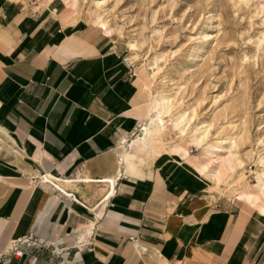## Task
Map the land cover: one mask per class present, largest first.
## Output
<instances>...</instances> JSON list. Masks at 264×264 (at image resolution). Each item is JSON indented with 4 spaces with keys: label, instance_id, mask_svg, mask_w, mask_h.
Instances as JSON below:
<instances>
[{
    "label": "crops",
    "instance_id": "crops-1",
    "mask_svg": "<svg viewBox=\"0 0 264 264\" xmlns=\"http://www.w3.org/2000/svg\"><path fill=\"white\" fill-rule=\"evenodd\" d=\"M107 45L93 24L0 0V126L32 148L40 173L0 162L26 184L0 212L3 249L30 240L1 264H264L263 220L237 199L205 196L179 161L193 155H152L163 136L138 135L146 87Z\"/></svg>",
    "mask_w": 264,
    "mask_h": 264
},
{
    "label": "rangeland",
    "instance_id": "rangeland-1",
    "mask_svg": "<svg viewBox=\"0 0 264 264\" xmlns=\"http://www.w3.org/2000/svg\"><path fill=\"white\" fill-rule=\"evenodd\" d=\"M19 1L48 12L62 24L96 26L108 39L106 49L129 57L141 81L144 74L149 82L148 100L159 93L170 96L172 115L166 120L182 111L193 112L190 128L202 123L209 128L208 138L199 146L191 141L190 133L181 135L168 128L152 155L163 151L179 160L183 153L175 154L170 147L180 145L187 150L191 144L194 157L179 161L194 171L198 161L209 158L206 144L223 140L216 145L230 148L225 157L242 161L243 167L228 168L220 184L214 185L216 189L210 187L214 184L210 179L198 178L210 200L219 195L237 199L238 184L247 178L246 183L251 185L254 177L250 171L264 169V0ZM107 26L112 36L106 33ZM128 40L138 43L137 52L129 53ZM148 122L149 118L143 124ZM0 133V162L24 174H40L37 160L31 156L32 148L28 151L29 146H24L14 133ZM143 133L141 130L138 135ZM228 138L234 143H227ZM19 145L24 147V153L13 152ZM260 164L263 165L257 166ZM231 180L234 191L225 183ZM24 185L0 173V212L9 207L14 194ZM239 201L258 216L255 207ZM257 218L264 221L263 217ZM10 237L14 236L6 239ZM4 242L5 237L0 240V264L17 257L10 249H3ZM154 261L160 262L156 256Z\"/></svg>",
    "mask_w": 264,
    "mask_h": 264
},
{
    "label": "bare ground",
    "instance_id": "bare-ground-1",
    "mask_svg": "<svg viewBox=\"0 0 264 264\" xmlns=\"http://www.w3.org/2000/svg\"><path fill=\"white\" fill-rule=\"evenodd\" d=\"M52 4L53 2L50 4L51 8L55 10V7ZM105 31L107 34L112 36V31H110V28H108V26ZM200 36H202L203 39L206 38V35H200ZM134 41L128 40V42L126 43V47L128 48L129 53H135L138 51V43ZM129 60L131 61L130 58ZM133 69L135 70V68ZM142 77L143 79L142 78L141 79L145 87L149 89V82H146L144 74H142ZM149 101H150L151 113L149 114V117H148L149 122L144 127V132L147 136L152 137L151 140H153L155 137H157V139H160V136L161 135L163 136V134L167 131L168 128L178 131V133H180L181 135H187L190 133L191 141L197 146L202 144L204 140L208 138L207 136L209 133V128L207 127V125H204L203 123L202 125L196 124L194 128L192 127L193 129L190 128L192 123L194 122L193 112L189 113L187 111H182L178 113L176 116H174L172 119L166 120V117L172 115V101L169 95H164L160 93L155 94L150 97ZM0 132L7 134V132L1 126H0ZM231 138L230 139L228 138L229 140H226L228 141L227 143L229 144L234 143V141ZM221 141L223 140H220L217 143L219 142L222 143ZM216 144H206L207 147H206L205 154L207 153V155L209 156L208 160L198 161L194 165V171L196 175L199 177V179H202V180L210 179L214 183V184H211L210 187H214L215 184L216 185L220 184L221 179H223L222 177L228 168L234 169L238 167L241 169L243 167L242 161L239 160L237 162L233 158H229L228 156L225 157V154H226L225 152L226 151L228 152L229 151L228 149L230 148L227 149L225 145H221V144L216 145ZM172 149L175 154L182 152L184 155L182 157H190V155L194 154V152H191V153L187 152V150H185L183 146H180V145H173ZM13 152L19 153L20 151L13 150ZM262 165L260 164L257 166L261 167ZM250 172L253 174L254 181L252 182L251 185L246 183L247 178H245V181H241L240 184H238L239 191L236 193L237 195L236 198L241 201H244L246 204L250 206L255 207L257 211V215L259 217L264 218V169L257 167L256 170H251ZM232 180L229 182H225V183L227 184V187L229 190L234 191L235 188H234V185L232 184L233 183ZM137 247L140 250L145 249L143 246H137ZM159 264H169V263L164 262L162 260L159 262Z\"/></svg>",
    "mask_w": 264,
    "mask_h": 264
},
{
    "label": "built area",
    "instance_id": "built-area-1",
    "mask_svg": "<svg viewBox=\"0 0 264 264\" xmlns=\"http://www.w3.org/2000/svg\"><path fill=\"white\" fill-rule=\"evenodd\" d=\"M120 60L122 62V64L127 68V70L129 71V74L132 75V76H135L136 73L133 69V65L131 63V61L129 60V58H127L126 55L122 54V56L120 57ZM194 146L189 144L187 146V152L191 153L194 151ZM30 245V240H29V237H15L13 239L10 240V245H9V248L11 253L14 255V256H21L25 249Z\"/></svg>",
    "mask_w": 264,
    "mask_h": 264
}]
</instances>
